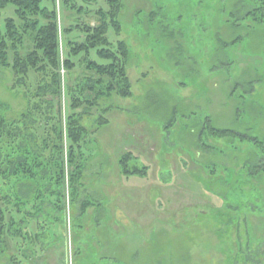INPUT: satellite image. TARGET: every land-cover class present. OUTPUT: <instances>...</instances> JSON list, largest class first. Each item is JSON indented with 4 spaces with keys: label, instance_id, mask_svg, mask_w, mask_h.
<instances>
[{
    "label": "rangeland",
    "instance_id": "rangeland-1",
    "mask_svg": "<svg viewBox=\"0 0 264 264\" xmlns=\"http://www.w3.org/2000/svg\"><path fill=\"white\" fill-rule=\"evenodd\" d=\"M71 1L73 9L57 0L62 29L74 20L97 26V13L109 11L108 0ZM120 3V31L111 27L108 38L128 48L131 95L99 102L101 111L112 108L105 113L107 126L93 125L96 110L84 116L81 123L90 133L81 161L87 166L71 205L67 187L65 231L56 227L42 259L18 264H245L247 255L246 264H264V176L243 177L249 199L234 192V174L257 155L256 141L264 147V22L234 18L245 15L250 0ZM42 6L49 7V0ZM16 18L12 4L2 9L0 30ZM72 33L61 35L64 58L67 42L83 37ZM91 56L104 63L96 52ZM81 71H62L66 87ZM30 82L36 87L33 76ZM13 86L12 71L0 67V117L17 121L29 98ZM66 104L63 96V118ZM206 124L244 139L205 136ZM126 154L131 170L146 175L120 172L118 160ZM86 199L93 205L82 215ZM250 203L256 211L247 209ZM84 217L86 233L73 237L69 226ZM0 264L16 263L7 256Z\"/></svg>",
    "mask_w": 264,
    "mask_h": 264
},
{
    "label": "trees",
    "instance_id": "trees-1",
    "mask_svg": "<svg viewBox=\"0 0 264 264\" xmlns=\"http://www.w3.org/2000/svg\"><path fill=\"white\" fill-rule=\"evenodd\" d=\"M63 2L65 8L73 9L71 0ZM82 2L92 3L91 0ZM10 4L16 7L17 18L7 20L6 30H0V67L12 71V88L22 89L29 98V105L28 111L17 121L0 117V261L9 256L10 263L18 264L22 259H42L49 239L57 233L56 227L61 228L60 233L65 231L67 187L71 205L75 201L79 176L87 166L84 159L81 161L82 144L90 131L81 123L82 119L85 115L94 116L91 112L96 110L97 120L93 125H98L97 128L109 125L105 113L112 108L101 111L99 102L114 94L130 96L131 85L127 75L128 48L124 42L111 44L108 38L111 27L117 33L120 31L117 22L120 0H108L109 11L97 13L100 17L97 26L75 25L74 20L70 28L63 29L58 23L57 0H49V7H43L42 0H0V11ZM249 5L244 16L233 14L234 18L243 17L241 20H251L254 25L264 22V0H250ZM72 32L83 37L67 42L64 58L61 35H72ZM27 43L30 45L23 56ZM92 52L104 63L94 59ZM77 66L82 70L80 75L73 86L66 87L62 71L71 73ZM32 76L37 80L36 87L30 85ZM63 96L67 98L65 118ZM204 132L205 136L244 139L233 131L218 130L208 124ZM256 144L257 155L234 174L239 178L235 195L245 197L243 199H249L242 187L246 183L244 178L259 181L264 176V147L257 141ZM130 159L126 154L118 160L120 172L146 175L145 170H131ZM66 167L72 168L70 174ZM92 205L90 200L83 203L82 215ZM246 207L251 212L257 209L253 203ZM86 217L77 225L74 223L77 220L73 219L69 226L73 237L77 233L80 239L81 234L86 233ZM80 245V251L85 253V242ZM249 246L247 248L252 249ZM238 247L239 251L243 250L240 242ZM248 259L247 255L245 264Z\"/></svg>",
    "mask_w": 264,
    "mask_h": 264
},
{
    "label": "crops",
    "instance_id": "crops-1",
    "mask_svg": "<svg viewBox=\"0 0 264 264\" xmlns=\"http://www.w3.org/2000/svg\"><path fill=\"white\" fill-rule=\"evenodd\" d=\"M128 222H129V220H128Z\"/></svg>",
    "mask_w": 264,
    "mask_h": 264
}]
</instances>
